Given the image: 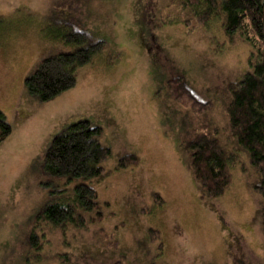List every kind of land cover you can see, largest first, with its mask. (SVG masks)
I'll return each mask as SVG.
<instances>
[{
  "label": "rangeland",
  "instance_id": "1",
  "mask_svg": "<svg viewBox=\"0 0 264 264\" xmlns=\"http://www.w3.org/2000/svg\"><path fill=\"white\" fill-rule=\"evenodd\" d=\"M184 5L0 0V109L13 128L0 143V264H264L261 177L226 114L253 47L229 39L221 15L201 19ZM68 32L102 49L77 70L75 87L41 102L26 79L76 49L62 42ZM80 121L100 127L111 150L106 179L93 183L102 209L85 214L84 228L36 225L43 206L73 195L74 185L45 173V155ZM206 132L235 154L231 185L214 199L202 197L187 149ZM99 211L102 220L90 221Z\"/></svg>",
  "mask_w": 264,
  "mask_h": 264
},
{
  "label": "trees",
  "instance_id": "2",
  "mask_svg": "<svg viewBox=\"0 0 264 264\" xmlns=\"http://www.w3.org/2000/svg\"><path fill=\"white\" fill-rule=\"evenodd\" d=\"M184 3L186 9H192L201 19L221 15L227 37L239 36L253 47L249 71L240 82L229 86L226 114L234 143L238 150L248 154L251 165L261 177L256 190L264 199V0H184ZM87 38L85 33H65L62 42L76 49L45 59L26 79L29 92L37 95L41 102H48L75 87L77 70L92 62L102 49V43L91 45ZM183 90L190 93L185 85ZM12 132L11 124L0 109V143ZM101 134L100 127L80 121L53 139L45 155V173L74 185L73 195L59 203L43 206L36 225L48 223L57 228L69 225L84 228L88 223L85 214L102 209L93 183L106 179L108 172L103 163L111 150L99 141ZM187 149L191 155L190 169L203 191L202 197L223 196L231 185L230 168L235 154L227 150L215 134L207 132L191 140ZM126 161L130 160L127 157L120 160L118 167H125ZM103 216L99 211L90 221H101ZM30 242L35 251L40 252L42 245L36 231Z\"/></svg>",
  "mask_w": 264,
  "mask_h": 264
}]
</instances>
